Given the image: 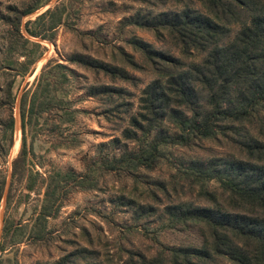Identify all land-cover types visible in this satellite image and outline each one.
<instances>
[{
	"label": "rangeland",
	"instance_id": "1",
	"mask_svg": "<svg viewBox=\"0 0 264 264\" xmlns=\"http://www.w3.org/2000/svg\"><path fill=\"white\" fill-rule=\"evenodd\" d=\"M193 6L204 8L198 0ZM49 9L56 10L55 18L62 17L55 30L41 25L26 27ZM180 10L182 4L174 0H0V190L4 187L0 242L5 219L14 220L18 227L6 241L1 264H55L79 248L98 251L105 263L126 264L139 254L152 257L161 245H201L197 227L170 228L165 208L173 203L208 206L200 188L181 171L188 169L191 161L240 156L231 139L220 137L218 141H197L192 148L167 149V159L151 170L90 169L93 160L119 157L125 145L132 150L139 146L128 142L124 132L133 129L132 118L143 111V90L157 75L130 41L138 38L155 50L180 56L168 38L159 40L154 32L127 24L125 19ZM27 29L46 34L48 39L33 37ZM73 54L124 67L137 83L113 82L72 64L68 59ZM57 65L66 67L67 80L59 76ZM40 77L51 110L27 126L25 133L22 110L29 99L24 104L23 99L27 92L31 97ZM101 85L123 89L127 95L121 99L91 97L89 89ZM117 105H122L120 114L112 113ZM25 137L27 164L23 176L14 182L8 204L13 163ZM116 139L122 144L114 143ZM58 172H74L85 183L62 184L60 211L47 221L38 220L47 181L51 177L56 182ZM29 186L34 190L30 192ZM140 205L152 207L156 214H143ZM216 264L232 263L220 259Z\"/></svg>",
	"mask_w": 264,
	"mask_h": 264
},
{
	"label": "trees",
	"instance_id": "2",
	"mask_svg": "<svg viewBox=\"0 0 264 264\" xmlns=\"http://www.w3.org/2000/svg\"><path fill=\"white\" fill-rule=\"evenodd\" d=\"M174 1L182 4V10L125 19L127 24L154 32L159 40L168 38L180 56L155 50L138 38L130 41L154 66L157 75L143 90V111L132 118L133 129L124 132L128 142H138L139 146L132 150L125 145L119 157L93 160L90 169L127 173L140 168L151 170L167 159V149L192 148L197 141H218L220 137L231 139L240 156L191 161L188 169L181 171L187 181L200 188V196L208 206L173 203L165 208L170 228L197 227L201 245H161L152 257L139 254L126 264H216L220 259L232 264H264V0H198L203 10L193 6L195 0ZM55 11L47 10L26 27L41 25L55 30L62 22V17L55 18ZM27 30L33 37L48 39L46 34ZM68 60L113 82L137 83V78L124 67L89 55L73 54ZM131 65L139 68L135 61ZM65 69L64 65L55 66L59 76L67 80ZM41 85L40 77L31 97L27 92L23 99V104L29 99L22 110L25 133L27 126L51 110ZM89 94L109 99L127 95L111 85L93 86ZM121 106H115L112 113L120 114ZM113 142L122 144L119 139ZM27 160L25 137L13 163L8 204L14 182L23 176ZM79 176L58 172L56 182L49 177L38 220L47 221L58 214L64 199L59 189L62 184H84V178L79 181ZM211 182L217 185H209ZM27 188L34 190L32 186ZM3 190L4 187L0 196ZM138 208L147 216L156 214L150 206ZM17 229L14 220L5 219L0 255L6 251L8 237ZM55 264L114 263L101 261L96 250L79 248Z\"/></svg>",
	"mask_w": 264,
	"mask_h": 264
}]
</instances>
